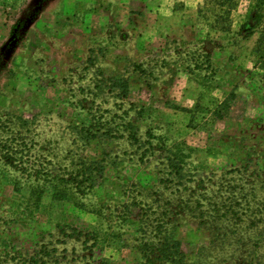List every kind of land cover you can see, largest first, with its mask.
Returning <instances> with one entry per match:
<instances>
[{
    "label": "rangeland",
    "instance_id": "374dc122",
    "mask_svg": "<svg viewBox=\"0 0 264 264\" xmlns=\"http://www.w3.org/2000/svg\"><path fill=\"white\" fill-rule=\"evenodd\" d=\"M226 1L0 0V264H150L159 214L264 264V6Z\"/></svg>",
    "mask_w": 264,
    "mask_h": 264
},
{
    "label": "trees",
    "instance_id": "16d2710c",
    "mask_svg": "<svg viewBox=\"0 0 264 264\" xmlns=\"http://www.w3.org/2000/svg\"><path fill=\"white\" fill-rule=\"evenodd\" d=\"M256 1L257 2L255 5L254 12L257 11V13L255 12L252 18L253 19L257 18V20H259L261 18V10L264 6V0H256ZM224 2L227 1L224 0ZM221 7L222 9L225 8L224 14H228V15L230 14V10L232 6H226V4H222ZM260 47H262L264 50V38L260 40ZM129 127L132 129L135 128L133 124H129ZM99 167H100L99 173L104 172V166H99ZM87 168H88L87 166L84 167L83 174H86L85 170H87ZM174 170L177 172L176 173L177 176L181 175V169L179 167L176 168L174 167ZM260 211L262 212V210ZM256 218L257 216L251 218V221L256 220ZM156 221H157V224L155 225L156 232L154 236L158 237L157 241L154 244H150L146 242L140 247L142 255L147 260V262L150 264H191L187 262V256L185 251L183 250V243L179 239L172 236L171 233H169L166 229L162 228L166 222L170 221L169 216L165 215L163 217V214H159V216H157L156 218ZM212 234L214 236L213 239L214 244L219 243L220 240L228 241V239L232 238L231 237L232 235L234 237H237L235 230L229 229V230H225L224 232H221V227H219V225L213 226ZM221 234L223 236H221Z\"/></svg>",
    "mask_w": 264,
    "mask_h": 264
}]
</instances>
